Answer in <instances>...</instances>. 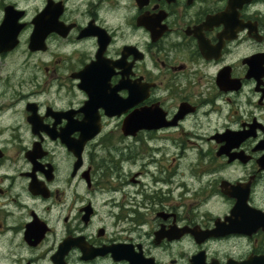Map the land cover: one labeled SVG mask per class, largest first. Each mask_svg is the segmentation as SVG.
<instances>
[{"label":"flooded vegetation","instance_id":"af4514ba","mask_svg":"<svg viewBox=\"0 0 264 264\" xmlns=\"http://www.w3.org/2000/svg\"><path fill=\"white\" fill-rule=\"evenodd\" d=\"M0 264H264V0H0Z\"/></svg>","mask_w":264,"mask_h":264},{"label":"water","instance_id":"95a60500","mask_svg":"<svg viewBox=\"0 0 264 264\" xmlns=\"http://www.w3.org/2000/svg\"><path fill=\"white\" fill-rule=\"evenodd\" d=\"M123 129H124V123H123Z\"/></svg>","mask_w":264,"mask_h":264}]
</instances>
